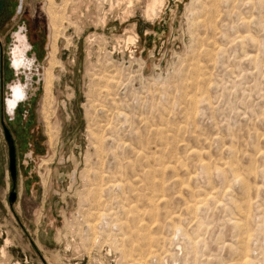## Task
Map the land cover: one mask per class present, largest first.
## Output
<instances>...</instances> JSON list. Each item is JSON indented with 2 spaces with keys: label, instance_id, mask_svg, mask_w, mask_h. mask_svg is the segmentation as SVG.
Returning <instances> with one entry per match:
<instances>
[{
  "label": "rangeland",
  "instance_id": "obj_1",
  "mask_svg": "<svg viewBox=\"0 0 264 264\" xmlns=\"http://www.w3.org/2000/svg\"><path fill=\"white\" fill-rule=\"evenodd\" d=\"M149 1L0 0V264H264V0ZM21 25L41 71L10 119Z\"/></svg>",
  "mask_w": 264,
  "mask_h": 264
},
{
  "label": "clouds",
  "instance_id": "obj_2",
  "mask_svg": "<svg viewBox=\"0 0 264 264\" xmlns=\"http://www.w3.org/2000/svg\"><path fill=\"white\" fill-rule=\"evenodd\" d=\"M25 0H18L16 16L24 12ZM32 52V45L29 42L27 28L24 25L11 33V43L8 48L9 65L17 77L7 85V94L4 97V107L7 116L10 119L15 118L18 106L29 99V93L32 88L33 74L41 71V66L37 62ZM23 76L20 80L18 77Z\"/></svg>",
  "mask_w": 264,
  "mask_h": 264
},
{
  "label": "bare ground",
  "instance_id": "obj_3",
  "mask_svg": "<svg viewBox=\"0 0 264 264\" xmlns=\"http://www.w3.org/2000/svg\"><path fill=\"white\" fill-rule=\"evenodd\" d=\"M54 2V1H53ZM50 3V2H49ZM78 4V3H77ZM166 5H167V1L166 0H151V1H149V3L146 5V9H145V14H146V17H147V19H148V21H150V22H154V21H156V19L164 12V10H165V8H166ZM50 6V5H49ZM48 6V7H49ZM52 7L53 6H51V9H52ZM78 7H79V4L76 6V3H74V9H72V10H74V13L76 12V14H77V12H78ZM156 7L159 9V11H155L156 10ZM50 8V7H49ZM87 8H88V6H87ZM50 10V9H49ZM131 10V9H130ZM51 11H54V10H51ZM73 12V11H72ZM47 13H50V12H47ZM53 14V13H52ZM55 14V13H54ZM127 14H129V13H127ZM71 15H72V13H71ZM125 15V14H124ZM51 17H52V15H50ZM57 16V15H56ZM130 16H132V15H127V17H129L130 18ZM126 18V17H125ZM51 19V18H50ZM58 20H59V18L57 19L56 17H52V21H51V26H52V39H53V42H52V46H51V52L49 53L50 54V56H51V58H50V60L48 61L49 62V64H52V62H54V53H55V51H56V43H57V40L59 39V30H58V28H59V22H58ZM126 20V19H125ZM72 23V22H71ZM60 29V28H59ZM131 29H127L126 28V30L124 31V32H126V31H128V32H126L125 33V35H124V40H125V42H121V41H119V37L117 38V44L119 45H121L122 47H124V45H126V49H127V51L129 50L130 51V46H134V45H136V43H138V42H140L139 40H140V37H139V35L137 34L138 32H137V25L136 24H132V30H134V31H130ZM148 34H149V32H148ZM115 38V37H114ZM51 42H50V44H51ZM50 47V46H49ZM50 49V48H49ZM134 49H132L131 51H133ZM136 51H138V50H136ZM130 53V52H129ZM134 53V52H133ZM48 69L46 68V73H45V89H47V93L46 94H48V96H49V94H50V76H49V71H47ZM49 70H50V67H49ZM51 70H52V66H51ZM50 73H51V71H50ZM107 87V86H106ZM91 106V105H90ZM45 109V108H44ZM44 111H47V110H44ZM45 114V113H44ZM48 116H46V118H47ZM89 131V130H88ZM53 144V143H52ZM192 153V152H191ZM44 162H46V161H44ZM48 162V161H47ZM45 164H47V163H45ZM212 198V197H211ZM153 199V198H152ZM154 210V209H153ZM151 215V214H150Z\"/></svg>",
  "mask_w": 264,
  "mask_h": 264
},
{
  "label": "water",
  "instance_id": "obj_4",
  "mask_svg": "<svg viewBox=\"0 0 264 264\" xmlns=\"http://www.w3.org/2000/svg\"><path fill=\"white\" fill-rule=\"evenodd\" d=\"M18 17L19 16H16L14 20ZM6 135H7V141L9 144V148H10V172H11V176H12V180L14 184V189L10 196V204L13 205L17 201V192H16L15 185H16L17 176H18V160H17V151H16L13 138L7 129H6Z\"/></svg>",
  "mask_w": 264,
  "mask_h": 264
},
{
  "label": "flooded vegetation",
  "instance_id": "obj_5",
  "mask_svg": "<svg viewBox=\"0 0 264 264\" xmlns=\"http://www.w3.org/2000/svg\"><path fill=\"white\" fill-rule=\"evenodd\" d=\"M28 14V10H27V7H26V3H25V5H24V12H23V14L22 15H20V17L21 16H24V15H27ZM16 17V15H14L13 17H12V21L14 20V18ZM15 21V20H14ZM24 24V23H23ZM51 42V41H50ZM49 46H51V44L49 43ZM35 47V45L34 46H32V50H33V48ZM50 48V47H49ZM49 48H48V50H49ZM29 55H32V53H29ZM48 56H47V59L49 60V53L47 54ZM37 58V57H36ZM37 62H39L38 61V58H37ZM47 66H48V61H47ZM47 66L46 67H44V84H45V73H46V68H47ZM8 68H9V71H11L12 73H13V70L11 69V67H10V65H9V63H8ZM33 76H34V74H33ZM19 78V77H18ZM21 80V79H20ZM32 81H33V78H32ZM44 87H45V85H44ZM23 104H20L19 106H18V108L16 109V113H17V111H20L22 108H24L23 106H22ZM45 159H43V161H44ZM42 161V162H43Z\"/></svg>",
  "mask_w": 264,
  "mask_h": 264
},
{
  "label": "trees",
  "instance_id": "obj_6",
  "mask_svg": "<svg viewBox=\"0 0 264 264\" xmlns=\"http://www.w3.org/2000/svg\"><path fill=\"white\" fill-rule=\"evenodd\" d=\"M17 7H18V3H16V5H15V8L13 9V15H12V17L14 16V15H16V9H17Z\"/></svg>",
  "mask_w": 264,
  "mask_h": 264
},
{
  "label": "crops",
  "instance_id": "obj_7",
  "mask_svg": "<svg viewBox=\"0 0 264 264\" xmlns=\"http://www.w3.org/2000/svg\"><path fill=\"white\" fill-rule=\"evenodd\" d=\"M150 31V30H149ZM147 34H148V32H147Z\"/></svg>",
  "mask_w": 264,
  "mask_h": 264
}]
</instances>
